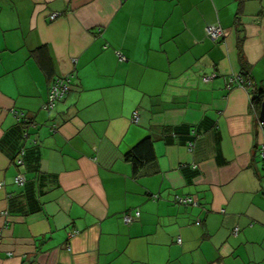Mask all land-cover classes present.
<instances>
[{"label": "crops", "instance_id": "obj_1", "mask_svg": "<svg viewBox=\"0 0 264 264\" xmlns=\"http://www.w3.org/2000/svg\"><path fill=\"white\" fill-rule=\"evenodd\" d=\"M255 87L264 0H0V264H264ZM145 136L156 156L134 173Z\"/></svg>", "mask_w": 264, "mask_h": 264}, {"label": "built area", "instance_id": "obj_2", "mask_svg": "<svg viewBox=\"0 0 264 264\" xmlns=\"http://www.w3.org/2000/svg\"><path fill=\"white\" fill-rule=\"evenodd\" d=\"M59 14L60 13L58 11H52L49 14V19L52 20V19L58 17ZM223 33H224L223 28H221V26H219L218 24H211V25H208L206 27V34L208 35V37H210V38H212L214 40L221 39L223 37ZM118 56H119V58L123 59L122 54H120L119 52H118ZM212 75L213 74L205 75L204 79L207 80ZM73 76H74V73L73 72H69L67 74H64V75H61V76H57V77H55L52 80V82L50 83L49 89H48L47 99H46V101L43 104V106L46 109H50V110L54 109L56 107L57 103L69 92ZM244 82H247V84H250V81H245L240 76H231L227 80L226 86L228 88H230L234 83H244ZM16 115H17L18 119L25 117L24 113L23 112H19V111H16ZM137 119H138V112H137V110H134L133 114H132V117H131V120L132 121H137ZM263 123L264 122L260 120L259 125L262 126ZM56 127H57L56 123L52 122L51 125H50L51 130H55ZM192 145H193V142L189 141L188 142L189 149H191ZM258 149H259V154H260L261 158L264 161V141L259 144ZM15 162L17 164H21L22 163L21 156L16 157ZM24 180H25L24 174L19 172L17 174L16 178H15V181L17 183L22 184L24 182ZM176 201L181 203V204L196 203V200H194L193 197L191 195H188V194H186V195H177L176 196ZM3 214H5V212H3ZM139 214H140V210L135 208L132 211H125L122 214V218H123V221L125 223H129L134 218L139 216ZM76 231L77 230H73L72 232H70V235L74 234ZM232 231H233V233H236L237 232V227H234ZM180 241H181V238L177 237V242H180Z\"/></svg>", "mask_w": 264, "mask_h": 264}, {"label": "trees", "instance_id": "obj_3", "mask_svg": "<svg viewBox=\"0 0 264 264\" xmlns=\"http://www.w3.org/2000/svg\"><path fill=\"white\" fill-rule=\"evenodd\" d=\"M238 52H239V59L241 62V68H242V75L245 77L247 76V61L244 58V55L242 53L241 45L238 46ZM252 83L249 85L251 86ZM252 97H251V104L252 106L256 107V110L260 107L262 99L264 98V92L260 88H252ZM25 116V115H24ZM19 121L23 123L25 126H27L28 123L31 122V118L24 117L20 118ZM26 133V130H24ZM23 152V149L20 151ZM155 150H154V144L153 139L151 136H145L141 139H139L126 153L125 157L128 159L133 168V172L137 173L140 171V169L148 162L155 159ZM18 157V156H17ZM22 163H23V157L21 156Z\"/></svg>", "mask_w": 264, "mask_h": 264}, {"label": "water", "instance_id": "obj_4", "mask_svg": "<svg viewBox=\"0 0 264 264\" xmlns=\"http://www.w3.org/2000/svg\"><path fill=\"white\" fill-rule=\"evenodd\" d=\"M259 119L264 122V98L262 99V102H261Z\"/></svg>", "mask_w": 264, "mask_h": 264}]
</instances>
